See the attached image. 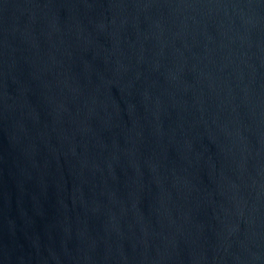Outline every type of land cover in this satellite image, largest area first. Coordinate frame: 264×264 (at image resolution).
<instances>
[{"label": "water", "instance_id": "1", "mask_svg": "<svg viewBox=\"0 0 264 264\" xmlns=\"http://www.w3.org/2000/svg\"><path fill=\"white\" fill-rule=\"evenodd\" d=\"M0 264H264V0H0Z\"/></svg>", "mask_w": 264, "mask_h": 264}]
</instances>
